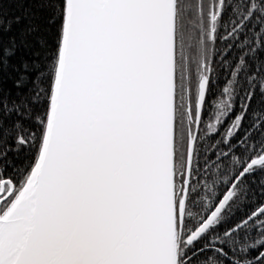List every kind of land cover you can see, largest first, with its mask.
I'll use <instances>...</instances> for the list:
<instances>
[{
    "label": "snow or ice",
    "instance_id": "snow-or-ice-1",
    "mask_svg": "<svg viewBox=\"0 0 264 264\" xmlns=\"http://www.w3.org/2000/svg\"><path fill=\"white\" fill-rule=\"evenodd\" d=\"M0 264H264V0H0Z\"/></svg>",
    "mask_w": 264,
    "mask_h": 264
}]
</instances>
